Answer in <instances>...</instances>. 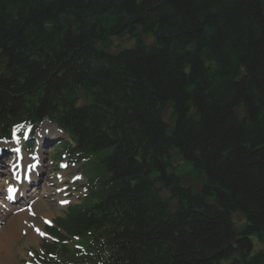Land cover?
I'll list each match as a JSON object with an SVG mask.
<instances>
[{"label":"trees","instance_id":"16d2710c","mask_svg":"<svg viewBox=\"0 0 264 264\" xmlns=\"http://www.w3.org/2000/svg\"><path fill=\"white\" fill-rule=\"evenodd\" d=\"M43 116L104 174L59 223L98 261L264 264L261 0H0V126Z\"/></svg>","mask_w":264,"mask_h":264},{"label":"rangeland","instance_id":"374dc122","mask_svg":"<svg viewBox=\"0 0 264 264\" xmlns=\"http://www.w3.org/2000/svg\"><path fill=\"white\" fill-rule=\"evenodd\" d=\"M262 2V6H263V9H264V0H261ZM145 37H143V42L146 43V44H153L154 43V38L152 35H144ZM124 37L125 35L123 36H115V37H110V40L115 38L117 40V44L118 47L115 48V49H112L110 50L111 52H117L119 50H122V49H125V48H129L130 46H133L134 42H135V39H132L131 40V44H128L126 40H124ZM145 38L149 39V41L145 40ZM101 46V44L99 45ZM181 159V158H180ZM45 162L47 163L46 164V169L45 171L49 174H51V172L54 171L51 163H50V159L46 157L45 159ZM177 163L180 165V166H183L184 162L183 160H180L178 161L177 160ZM185 167V165L183 166ZM189 171V169H188ZM60 197V196H59ZM58 201V200H57ZM57 201H55V203H44L45 201L43 199H40L35 205H34V212L36 214L35 217H28V219H26L25 221H31L33 222L34 224H36L40 229H42V226H43V222H42V218L43 216H47L45 218H49L51 220H54L55 218H58V217H62L66 211V207H60L57 205ZM238 213H235L233 215V217L235 215H237ZM49 215V216H48ZM234 219V218H233ZM237 221H241L242 219L239 217V218H236ZM235 222V226L237 229H240L241 225L238 224V222ZM27 228V226L25 225V223L22 221H18V225H14V232H15V235L17 237H19V239H17L16 242H13V248H20L19 249V253L17 254H14L13 256V259H12V262L13 264H21L23 263L24 261H27L30 259L27 251H32L34 252L33 250H37L39 249V245L40 243L43 241V237L41 236V234L38 235V241H31V242H28V243H25V241H27V236L29 234H32L30 231L27 232L25 235L21 236L20 235V231L21 229L23 228ZM7 228V227H6ZM27 231V229H26ZM41 241V242H40ZM40 242V243H39ZM39 243V245H38ZM253 247H254V251H257L258 249H260L262 247V245L260 244V242L256 239V238H253ZM11 262V263H12Z\"/></svg>","mask_w":264,"mask_h":264},{"label":"bare ground","instance_id":"6f19581e","mask_svg":"<svg viewBox=\"0 0 264 264\" xmlns=\"http://www.w3.org/2000/svg\"><path fill=\"white\" fill-rule=\"evenodd\" d=\"M202 86H200L201 88ZM21 106H23V104H21ZM49 190L43 191V198H45V200L47 202H55V200H53V196L48 194ZM60 200H63V198H60ZM4 206H0V214L1 217H3L6 213H8L9 210L14 211L17 208H20V206H15V207H10L6 208L5 207V212L3 209H1ZM24 215H21L19 212H16L15 216H13L10 220L11 225H13L14 223L18 222V218L19 221L21 220V217ZM49 216V215H48ZM14 218H16L14 220ZM23 220V219H22ZM34 238L33 235H29L27 241L30 242L32 239ZM18 239V237L12 232V228L7 225L6 231L0 230V263L3 264H10L12 262L13 259V254H15L16 252H19V249H17L16 251L15 248H13V242H16ZM13 263V262H12Z\"/></svg>","mask_w":264,"mask_h":264},{"label":"snow or ice","instance_id":"6c2138e0","mask_svg":"<svg viewBox=\"0 0 264 264\" xmlns=\"http://www.w3.org/2000/svg\"><path fill=\"white\" fill-rule=\"evenodd\" d=\"M18 151V150H17ZM30 167H34V165H31ZM13 191H15V189H13V188H9V192H13ZM62 203H63V201H62ZM46 223H49L48 221H45ZM39 231V230H38Z\"/></svg>","mask_w":264,"mask_h":264}]
</instances>
